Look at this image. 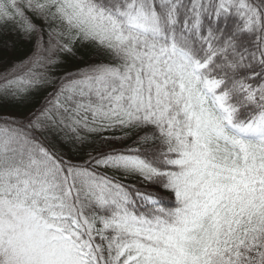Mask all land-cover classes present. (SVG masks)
Instances as JSON below:
<instances>
[{
	"label": "snow or ice",
	"instance_id": "1",
	"mask_svg": "<svg viewBox=\"0 0 264 264\" xmlns=\"http://www.w3.org/2000/svg\"><path fill=\"white\" fill-rule=\"evenodd\" d=\"M0 264H264V0H0Z\"/></svg>",
	"mask_w": 264,
	"mask_h": 264
}]
</instances>
